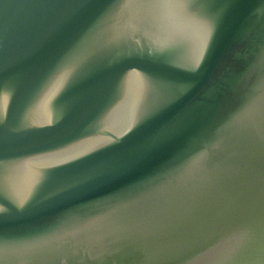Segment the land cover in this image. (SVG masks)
<instances>
[{"label": "water", "instance_id": "obj_1", "mask_svg": "<svg viewBox=\"0 0 264 264\" xmlns=\"http://www.w3.org/2000/svg\"><path fill=\"white\" fill-rule=\"evenodd\" d=\"M0 264H264V0H0Z\"/></svg>", "mask_w": 264, "mask_h": 264}]
</instances>
